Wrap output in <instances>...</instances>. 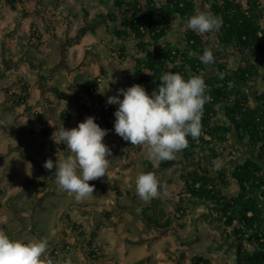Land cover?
I'll return each mask as SVG.
<instances>
[{
	"label": "rangeland",
	"instance_id": "obj_1",
	"mask_svg": "<svg viewBox=\"0 0 264 264\" xmlns=\"http://www.w3.org/2000/svg\"><path fill=\"white\" fill-rule=\"evenodd\" d=\"M50 1L56 3L50 4ZM103 1L19 0L12 5L0 0V230L10 232V239L24 242L38 239L36 230H41L44 239L54 242L47 253L53 264H66L62 249H67L69 259L77 264H178L164 249L174 251L186 240L192 242L183 247L187 256L181 264H191L190 258L196 253H204L210 264H234L232 243L221 235L219 222L210 221L203 214L204 207L187 201L181 205L182 213L168 201L177 197L183 184L180 167H195L197 160L186 164L178 154L174 161L162 164L150 160L152 172L162 186L161 195L144 202L136 194V177L145 173L143 161L149 160L145 150L123 141L102 118L110 107L115 111L118 108L106 103L107 98L134 84L131 58L136 54L135 46L134 42H127L125 52L129 56L120 58L122 42L111 36L115 25L106 14L111 5L109 0ZM195 1L199 12H205L202 0ZM67 14L76 18L69 19ZM100 14L104 15L99 17ZM46 19L55 26L56 36L48 32ZM29 25L41 35L42 44L38 48L35 45L38 40L27 34ZM168 41L182 45L181 32L177 28L173 30ZM23 45L27 46L25 53L21 52ZM28 57L44 58L46 64L42 66ZM225 62L229 67L238 66L235 60ZM17 75H22L29 84L30 112L40 116L38 121L27 117L22 107L15 105L20 94ZM90 81H98L97 93L105 99L106 109L91 104L84 88ZM52 86L79 97V103L66 102L65 106ZM8 105L14 113L8 110ZM61 112L66 113L65 119L60 117ZM86 117H94L95 123L107 130L104 143L112 155L106 176L89 182L103 189L95 187L93 198L77 202L59 189L56 180L51 182L55 169L47 171L43 164L48 159L55 163L70 154L65 144L53 142L52 133L61 126L74 128ZM108 122L114 125V114ZM13 147L19 150L1 156ZM236 155L220 159L217 167H229L243 160V155ZM155 201H160L166 215L178 217L172 220L176 232L156 229L144 218L156 220ZM65 214L81 225L86 239L94 229H99L93 244L99 246L96 251L103 259L88 262L87 243H78V237L64 218V224L61 223L60 217ZM126 239L146 242L133 245L125 242ZM146 257L148 260L140 263Z\"/></svg>",
	"mask_w": 264,
	"mask_h": 264
},
{
	"label": "trees",
	"instance_id": "obj_2",
	"mask_svg": "<svg viewBox=\"0 0 264 264\" xmlns=\"http://www.w3.org/2000/svg\"><path fill=\"white\" fill-rule=\"evenodd\" d=\"M5 1L15 5V1L19 0ZM109 2L111 6L106 9V14L109 22L115 25L111 30V36L122 42L119 49L122 54L120 58L129 56L125 52V44L134 42L136 54L131 58L134 84L141 85L151 95L165 72H178L185 79L191 75L204 73L203 78L208 88L206 94L211 97V101L204 106L202 135L196 140L188 137L189 146L177 154L186 164L196 160L197 153H203L206 157L196 169L180 167L179 173L183 176V184L177 197L168 201L177 206L176 211L182 213L181 205L187 201L204 207L206 211L203 214H208L219 222L221 235L232 243L234 264H264V89L256 87L259 79L264 83L262 0H202L205 12L211 11L223 18V25L218 32L204 35L183 27L187 18L199 13L195 0H109ZM81 12L88 14L85 9H81ZM103 15L100 14L99 17ZM66 17L72 19L76 18V15L67 14ZM46 20L48 32L56 36L55 26ZM176 28L182 34L183 44L180 46L168 41L169 34ZM27 34L30 38L38 40V43H35L37 48L42 44L41 35L36 33L33 25L27 27ZM205 49H210L214 55L215 62L211 65H204L198 59ZM26 51L27 46L23 45L21 52ZM191 52H196L197 56L190 55ZM30 58L42 66L46 64L44 58L28 57ZM229 60H235L238 66L229 67L225 62ZM15 80L20 87L15 105L22 107V112L26 113L27 117L40 120L38 114L30 112L29 84L24 81L22 75H17ZM84 88L91 104L106 109L105 99L97 93L98 81H90ZM52 89L61 100L73 103L80 101L79 97L60 91L56 86H52ZM8 110L15 112L11 105H8ZM114 112L115 108L110 107V111L102 116L106 126L111 129L113 126L108 120ZM60 117L65 119L66 113L61 112ZM16 150L19 148L13 147L1 156H8ZM239 152L243 155V160L229 167L224 165L217 167L220 159L237 156L236 154L239 156ZM212 166L216 167V170H213ZM143 169L145 173L152 172L153 165L150 160L143 161ZM54 181L55 177H52L51 182ZM93 185L103 189L95 183ZM160 204V201H155L156 220L147 216L144 218L156 229H170L176 232L172 220H177L178 217L166 215ZM147 210L149 208L143 213ZM63 218L78 237V243H87L88 262L103 259L96 251L99 246L93 244L99 229H94L90 238L86 239L81 225L73 221L68 214L60 217L62 224ZM6 234L10 236V232ZM36 234L38 239L44 238L41 230H36ZM125 242L141 245L146 240L126 239ZM189 242L192 240L181 241L180 248L174 251L165 248L164 251L181 264L187 256L183 247ZM53 246L54 242L48 241V248ZM80 246L85 249L84 246ZM61 252L64 261H68V250L62 249ZM50 256L58 259L57 255ZM148 258L142 259L140 263L147 261ZM190 262L210 264V259L204 253H196L190 258ZM71 264L77 263L71 261Z\"/></svg>",
	"mask_w": 264,
	"mask_h": 264
},
{
	"label": "clouds",
	"instance_id": "obj_3",
	"mask_svg": "<svg viewBox=\"0 0 264 264\" xmlns=\"http://www.w3.org/2000/svg\"><path fill=\"white\" fill-rule=\"evenodd\" d=\"M222 25L223 18L208 11L187 18L183 27L204 35L218 32ZM190 55L197 56V53ZM198 59L204 65L215 62L210 49H205ZM203 77V72L187 79L178 72H165L151 95L139 84L118 90L117 95L109 96L106 101L118 105L114 112L115 134L132 147L144 148L147 158L157 164L174 161L176 154L189 146L188 137L196 140L202 135L204 106L211 101ZM107 134V130L95 123L94 117H86L71 129L61 126L52 133L53 142L65 144L70 154L55 163L46 160L43 168L55 169L59 189L77 202L93 198L95 186L89 182L106 176L112 155L104 143ZM161 187L151 171L136 177V194L144 202L159 197ZM47 253L48 241L44 238L24 242L10 239L0 230V264H53ZM66 264H71V260Z\"/></svg>",
	"mask_w": 264,
	"mask_h": 264
},
{
	"label": "crops",
	"instance_id": "obj_4",
	"mask_svg": "<svg viewBox=\"0 0 264 264\" xmlns=\"http://www.w3.org/2000/svg\"><path fill=\"white\" fill-rule=\"evenodd\" d=\"M256 87L258 88V89H264V83H263V81L261 80V79H259L258 81H257V83H256ZM238 144V146H241V145H239V143H237ZM243 151H246V149H242ZM237 151H238V148H237ZM241 151V150H240ZM246 152H251L250 150L249 151H246ZM239 154H241V152H239ZM242 155V154H241ZM206 156H205V154H203V153H197V156H196V160H197V162H196V165L197 166H195V169L196 168H198V166H199V164H200V162L202 161V159H204ZM189 164V163H188ZM187 167H190V165H188ZM182 176V175H181ZM207 216V219H209L210 221H212L213 219H212V217H210L208 214L206 215Z\"/></svg>",
	"mask_w": 264,
	"mask_h": 264
},
{
	"label": "flooded vegetation",
	"instance_id": "obj_5",
	"mask_svg": "<svg viewBox=\"0 0 264 264\" xmlns=\"http://www.w3.org/2000/svg\"><path fill=\"white\" fill-rule=\"evenodd\" d=\"M208 161H209V160H208ZM212 169H213V170H216V168H215L214 166H212ZM223 238H225V237H223Z\"/></svg>",
	"mask_w": 264,
	"mask_h": 264
}]
</instances>
